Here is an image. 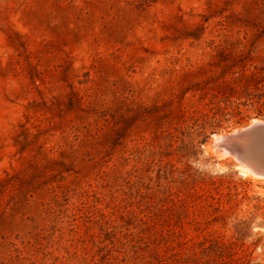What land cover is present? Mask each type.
I'll use <instances>...</instances> for the list:
<instances>
[{
	"label": "rangeland",
	"instance_id": "374dc122",
	"mask_svg": "<svg viewBox=\"0 0 264 264\" xmlns=\"http://www.w3.org/2000/svg\"><path fill=\"white\" fill-rule=\"evenodd\" d=\"M261 101L264 0H0V264H264Z\"/></svg>",
	"mask_w": 264,
	"mask_h": 264
},
{
	"label": "water",
	"instance_id": "95a60500",
	"mask_svg": "<svg viewBox=\"0 0 264 264\" xmlns=\"http://www.w3.org/2000/svg\"><path fill=\"white\" fill-rule=\"evenodd\" d=\"M211 145L233 159L240 175L264 177V119L256 118L230 130L212 133Z\"/></svg>",
	"mask_w": 264,
	"mask_h": 264
},
{
	"label": "bare ground",
	"instance_id": "6f19581e",
	"mask_svg": "<svg viewBox=\"0 0 264 264\" xmlns=\"http://www.w3.org/2000/svg\"><path fill=\"white\" fill-rule=\"evenodd\" d=\"M253 119H255V118H252L251 120H253ZM208 147L212 150V151H214V152H217L219 155H223V156H226L224 153H225V150H221V152L220 151H218V150H216V148H214L212 145H211V141H209L208 142ZM250 174H246L245 176H249ZM252 175H250L249 177H251ZM252 178H259V179H263L264 180V177L263 178H260V177H256V176H252Z\"/></svg>",
	"mask_w": 264,
	"mask_h": 264
},
{
	"label": "trees",
	"instance_id": "16d2710c",
	"mask_svg": "<svg viewBox=\"0 0 264 264\" xmlns=\"http://www.w3.org/2000/svg\"><path fill=\"white\" fill-rule=\"evenodd\" d=\"M257 101H260V100H257ZM260 105H264V101H261ZM263 113L264 112H263V110H261V108H258L257 111H256V115H258V116H261ZM239 119L237 121H239Z\"/></svg>",
	"mask_w": 264,
	"mask_h": 264
}]
</instances>
